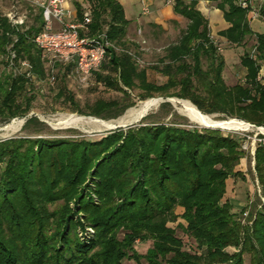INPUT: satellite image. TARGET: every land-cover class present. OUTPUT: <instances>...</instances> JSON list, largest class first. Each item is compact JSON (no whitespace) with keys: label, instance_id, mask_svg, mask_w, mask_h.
<instances>
[{"label":"trees","instance_id":"16d2710c","mask_svg":"<svg viewBox=\"0 0 264 264\" xmlns=\"http://www.w3.org/2000/svg\"><path fill=\"white\" fill-rule=\"evenodd\" d=\"M198 1L171 0L186 26L166 47L160 65L152 66L167 78L160 85L148 81L147 67L139 68L136 51L127 49L140 47L141 55L143 39L130 38V20L118 0L75 1L76 20H83L84 13L90 18L80 35L104 34L111 44L90 78L118 89L119 82L132 87L137 78L144 90L140 99L178 88L166 97L189 99L204 113L220 111L264 126V83L259 78L264 32L249 25L254 6L264 18V0H250L247 6L238 0H206L229 24L218 32L229 44L245 45L254 36L251 49L240 56L243 81L230 86L223 81L224 58L196 8ZM40 19L37 10L33 24L13 25L0 13V122L25 115L35 83L48 81L46 61L33 42L43 25ZM22 61L29 69L21 67ZM9 66L17 71H8ZM71 66L57 65L56 73L66 75ZM125 100H99L86 109L71 104L78 113L109 118L134 104ZM113 107L116 113L104 116ZM34 121L28 118L23 127ZM142 123L97 139L24 135L0 140V264H122L124 258L141 257L145 264H244L245 254L249 264H264V135L259 134L263 139L253 155L263 203L249 226L223 200L227 179L244 178L236 169L246 152L242 136L219 128ZM177 207L183 209L181 215ZM179 217L184 221L180 229L195 243L193 251L168 225ZM86 226L93 233L84 237ZM138 241H151L144 254L134 247Z\"/></svg>","mask_w":264,"mask_h":264},{"label":"rangeland","instance_id":"374dc122","mask_svg":"<svg viewBox=\"0 0 264 264\" xmlns=\"http://www.w3.org/2000/svg\"><path fill=\"white\" fill-rule=\"evenodd\" d=\"M10 5L8 6L10 9L6 10L7 12L11 11L12 7H15V9L20 12L26 14V19L24 22V25L29 26L34 23V15L37 12L36 9L31 7L30 5H27L25 3H18L15 2L16 0H9ZM168 2V0H165ZM143 4V0H141ZM144 6V5H142ZM255 7V6H254ZM144 13V10H142ZM5 10L2 12L0 10V13H4ZM5 12L4 14H6ZM145 13H148L145 11ZM250 15H252L250 13ZM40 24H43V19L41 17ZM151 24H148L146 27V30H143L142 26H137L132 34L131 39H134L135 41H140L142 36H144L145 33H149L150 31H153L154 27L150 26ZM172 26H174L171 23ZM171 26V28H172ZM186 26V19L181 18L180 22L177 24V26H174L175 30L169 37L170 40L176 39L175 34L179 35L180 31L184 29ZM182 27V28H181ZM138 30L140 32L138 33ZM146 31V32H145ZM210 36L213 39L215 45L220 48L218 50V53H222L225 50H229L227 52V58H225V64L224 68L222 70V78L226 85H234L238 81H243L245 70L240 64V56L242 55L243 51L245 49H251L252 45L254 44V36L247 37L246 44L241 46H234L229 44L226 40H221L215 33L211 34ZM167 39V40H169ZM169 40V41H170ZM145 41V40H144ZM165 43V42H164ZM163 43V44H164ZM121 48H124L121 45H118ZM145 50V55H140V47L139 49H135L129 47L127 48L130 52H135L138 55L137 58L139 60L141 59L147 67V79L150 82H154L157 85H160L164 83L167 79L165 76H163L160 72L153 69V65H160V54L162 52H155L151 49V47L156 46L152 44L145 43L142 44ZM162 45L158 44L156 47L161 48ZM120 50V49H119ZM138 67L140 68V63H137ZM142 65V66H143ZM201 67L203 70L207 68V60L204 58L201 59ZM7 70L10 72H15L17 69H14L13 67H7ZM57 70V69H56ZM58 74V75H56ZM56 79L53 83L49 81L44 80H38L35 83V88L32 89V95L33 99L31 101V107L23 116H14L11 117L9 120L5 122H0V140H4L11 137L16 136H30V137H43V138H76V137H85L88 139H97L101 136L105 135L111 130L114 129H123L126 130L129 127H133L135 125H142L144 122H157V123H175L178 126L186 127V128H192V127H201L194 122H192L186 115L181 113L179 111V106L174 105L172 102L165 101L166 98H176V99H183L176 96H169L166 97L168 94L175 93L178 88L171 89L169 92H154L152 93V97H147L145 99H140L141 95H144V90L140 86V82L137 78L134 79V84L132 87H126L121 82L118 83V86L121 89L110 87L108 85H102V84H95V81L93 79H89L88 82L79 84L73 77H70L68 74L61 75V73L55 72ZM263 79V77H261ZM60 91H63V93L58 95ZM67 95L72 96V101L75 102V104L78 105L81 109H86L88 105H91L92 103L102 100L104 102L109 101H119L121 99H126L125 101L133 102L134 104L125 111L117 116V117H109V118H101L94 115H87L82 114L74 111L72 108V104L67 97ZM150 98H161L162 100L158 105L155 107H152L145 115H143L141 118H139L136 121H132L130 123H126L124 125L116 124L113 127L110 128H104L101 126H98V124H85V125H62L60 123V119L63 116L66 115H81L84 117H92L99 120H104L107 122H117L119 118H122L126 112L131 108H137L141 102L150 99ZM189 102H191L189 99H184ZM163 101V102H162ZM192 103V102H191ZM193 104V103H192ZM196 106L195 104H193ZM197 108V106H196ZM118 108L113 107L111 109H108L104 112L105 115H113L116 113ZM198 109V108H197ZM199 110V109H198ZM200 111V110H199ZM202 112V111H201ZM204 113V112H202ZM206 115L212 116L214 119L219 121H227L230 119H236L238 121H244L242 119H238L233 116H229L227 113L224 112H213V113H204ZM30 117H35L36 121L31 122L27 127H23L26 120ZM60 118V119H59ZM18 120H22V125L18 128V130L12 132V131H6L3 130L5 125H8L12 122H16ZM113 120V121H112ZM250 124V129H220L227 133H236L238 135H241L244 140V144H246V152L245 156L242 159V162L237 165L236 169L241 171L243 173L244 178L240 177H230L227 179V185H226V193L223 197V200L228 199L231 204V212L235 213L237 215V218L241 221L242 225H251L253 219L255 218L257 210L261 209V205L263 203V197L261 192V186L258 182V179L256 177V173L254 170V152L253 148L255 143H253L259 136L258 134L261 133L255 126L249 122H246ZM97 126V127H96ZM119 126V127H118ZM101 127V128H100ZM211 128V127H208ZM2 135V136H1ZM72 207V203L70 204ZM242 210V211H241ZM176 213L178 215H181L183 213V209L180 207L176 208ZM80 218V216H77ZM183 224L184 221L181 217H179L175 222H169L168 225L175 229L176 234L182 238L184 243V248L190 251H193L195 248V243L192 238L188 237L183 233V231L180 229V225ZM93 233V228L90 226L84 227V231L82 232V235L84 237H87L89 234ZM123 232L120 233V237H122ZM151 241L147 242H135L134 247L136 251L139 254H144L146 252V249L150 247ZM229 251H232V249L229 248ZM250 255L245 254L244 255V264H249ZM146 261L143 257L139 258V260H136L134 258H124L122 260V264H145Z\"/></svg>","mask_w":264,"mask_h":264},{"label":"built area","instance_id":"2783aa9c","mask_svg":"<svg viewBox=\"0 0 264 264\" xmlns=\"http://www.w3.org/2000/svg\"><path fill=\"white\" fill-rule=\"evenodd\" d=\"M20 1L40 10L43 25L41 30L34 35L33 42L41 51L42 58L46 61L49 72L48 81L51 83L55 81L57 65L65 66L71 64L68 75L73 77L79 84L88 82L92 72L98 69L102 63L107 47L111 46L104 34L96 37L80 35V30L87 29V24L90 22L89 15L84 13L83 20H76L75 14L65 6L66 0ZM168 2H171V0H168ZM238 3L241 6H247L250 0H238ZM143 5L144 13L145 11L148 12L147 5L145 3ZM251 14L258 16L254 7L251 10ZM5 15L13 25H22L26 19V14L18 12L15 7H12L11 11ZM139 32L140 30H138ZM143 43H145L144 40H142ZM217 50H220V48L217 47ZM10 57L11 59L14 57L13 52H11ZM137 57H135L137 63L142 66L144 62ZM10 64L12 65V63ZM21 67L27 70L30 66L27 61H22ZM260 77H264V69ZM256 128L261 132L259 134L264 135V131H262L264 126ZM262 139V137H258L253 143L256 145ZM255 145L252 153L255 150ZM242 147L244 149L247 148L244 140Z\"/></svg>","mask_w":264,"mask_h":264},{"label":"crops","instance_id":"0c3cea01","mask_svg":"<svg viewBox=\"0 0 264 264\" xmlns=\"http://www.w3.org/2000/svg\"><path fill=\"white\" fill-rule=\"evenodd\" d=\"M17 1L22 2L20 0H16L15 2ZM75 1L82 2V0H66L65 3V6L68 7L74 14H75V8H74ZM118 1L122 4L124 8L125 16L130 20V24L128 27L130 37L133 30L137 26L140 27L142 26L143 30H146V27H149L147 25L151 24L150 26L154 27L153 29L156 28L155 30L150 31L149 33H145L144 36H142L143 37L142 39L145 40L147 44H152V45L154 44L156 46L158 44L162 45L161 48H157L156 46L151 47V49L157 53L162 52L160 56H158L159 58H161L165 54L166 47L172 44L173 42H175L179 36L178 34L177 35L175 34L174 37H176V39L174 40L169 39V37L175 30L174 26H177V24L180 22L182 18L180 15L174 12L172 3L166 2L165 0H143V3H145L148 7V13H143L142 11L143 4L141 0H118ZM10 4L11 3L9 0H0V10H2V12L4 10L5 12H7L6 10L10 9L8 7ZM196 8L207 19L209 31H211V34H213L214 32L215 35H217L221 40H225L223 37L218 35V32L226 29L229 26V24L224 20L222 12L216 8L214 3H211L206 0H199L198 3L196 4ZM171 23L174 26H172ZM249 25L251 29L255 32H264V19L259 16L251 15V19L249 20ZM167 39H169L170 41ZM145 50L146 49H144L143 47L142 54L144 55H145ZM228 51L229 50H225L224 52L219 53L223 56L224 62L226 61L225 58H227L226 54ZM263 69H264V62L262 63L259 71V74L261 76L263 74ZM262 83H264V79H262Z\"/></svg>","mask_w":264,"mask_h":264},{"label":"bare ground","instance_id":"6f19581e","mask_svg":"<svg viewBox=\"0 0 264 264\" xmlns=\"http://www.w3.org/2000/svg\"><path fill=\"white\" fill-rule=\"evenodd\" d=\"M162 99L161 98H150L147 99L137 107V108H131L129 109L126 114L119 118V120L115 123L113 122H107L104 120L95 119L92 117H84L79 116L76 114L73 115H66L63 116L60 119V123L62 125H85V124H98V126L104 127V128H110L115 126L116 124L124 125L126 123H130L132 121H136L139 118H141L143 115H145L152 107H155L160 103ZM163 102V101H162ZM171 102L179 106V111L186 115L192 122L195 124L201 126V127H211V128H219V129H250V125L247 124L244 121H238L234 119H230L227 121H219L214 119L212 116L206 115L199 111L196 106H194L191 102L184 100V99H176L172 98ZM120 117V116H119ZM113 121V120H112ZM23 121L18 120L14 121L8 125H5L3 130L6 131H16L18 128L22 125ZM97 127V126H96ZM100 127V128H101ZM264 131V129H262ZM15 133V132H14ZM2 136V135H1Z\"/></svg>","mask_w":264,"mask_h":264},{"label":"water","instance_id":"95a60500","mask_svg":"<svg viewBox=\"0 0 264 264\" xmlns=\"http://www.w3.org/2000/svg\"><path fill=\"white\" fill-rule=\"evenodd\" d=\"M171 99H172V98H166L165 101H167V102H171ZM118 127H119V126H118ZM214 128H215V127H214Z\"/></svg>","mask_w":264,"mask_h":264}]
</instances>
